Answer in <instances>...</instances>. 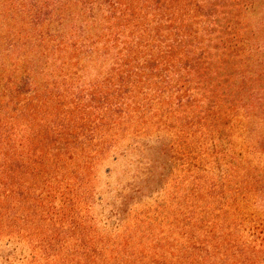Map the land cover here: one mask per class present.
Wrapping results in <instances>:
<instances>
[{
  "label": "trees",
  "instance_id": "trees-1",
  "mask_svg": "<svg viewBox=\"0 0 264 264\" xmlns=\"http://www.w3.org/2000/svg\"><path fill=\"white\" fill-rule=\"evenodd\" d=\"M151 122L225 150L187 264H264V0H0V243L48 230L76 161Z\"/></svg>",
  "mask_w": 264,
  "mask_h": 264
},
{
  "label": "rangeland",
  "instance_id": "rangeland-1",
  "mask_svg": "<svg viewBox=\"0 0 264 264\" xmlns=\"http://www.w3.org/2000/svg\"><path fill=\"white\" fill-rule=\"evenodd\" d=\"M108 138L110 149L88 150L89 157L76 161V168L90 171L68 206L66 195L52 200L49 229L0 243V264H46L44 247L61 250L50 264H187L201 255L190 248L199 219L216 207L206 192L220 185L222 165L213 155L225 150L212 141L209 150L189 145L178 128L155 122ZM54 223L61 235L44 246Z\"/></svg>",
  "mask_w": 264,
  "mask_h": 264
}]
</instances>
